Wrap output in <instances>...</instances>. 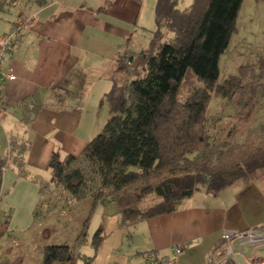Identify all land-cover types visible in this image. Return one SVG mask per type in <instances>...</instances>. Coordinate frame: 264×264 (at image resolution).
<instances>
[{
	"label": "trees",
	"instance_id": "obj_1",
	"mask_svg": "<svg viewBox=\"0 0 264 264\" xmlns=\"http://www.w3.org/2000/svg\"><path fill=\"white\" fill-rule=\"evenodd\" d=\"M243 1L193 0L184 9L179 0L156 1L157 27L148 46L132 62L126 55L118 60L121 77L104 96L110 115L102 132L80 155L52 154V181L41 189L35 220L46 218L43 207L55 198L54 206L61 202L62 209L90 198L93 209L114 202L121 225L132 226L177 211L201 189L218 194L241 176L264 170V123L258 130L251 125L264 107V60L220 80V58ZM16 3L0 0V13ZM189 76L195 84L184 93ZM213 94L226 101L218 119L208 115ZM25 148L16 151L19 165ZM7 160L0 159V199ZM150 195L157 201L141 207ZM103 238L101 225L93 236L96 250ZM78 259L69 245L45 248V264Z\"/></svg>",
	"mask_w": 264,
	"mask_h": 264
},
{
	"label": "crops",
	"instance_id": "obj_2",
	"mask_svg": "<svg viewBox=\"0 0 264 264\" xmlns=\"http://www.w3.org/2000/svg\"><path fill=\"white\" fill-rule=\"evenodd\" d=\"M245 3L250 16H264V0H244L239 15ZM144 16L145 0H17L9 13H0V35L18 17L28 18L6 62L16 78L1 87L7 108L0 114V159L8 157L1 192L8 181L9 191L23 180L41 181L54 152L84 151L97 132V105L121 77L119 58L135 60L145 48L139 45L148 28ZM44 183L51 182L37 187ZM101 204L113 248L102 257L103 243L92 264H146L145 253L168 255L177 244L184 250L178 264H213L223 230L264 226V170L241 176L218 194L201 189L177 211L132 226L121 225L114 202Z\"/></svg>",
	"mask_w": 264,
	"mask_h": 264
},
{
	"label": "rangeland",
	"instance_id": "obj_3",
	"mask_svg": "<svg viewBox=\"0 0 264 264\" xmlns=\"http://www.w3.org/2000/svg\"><path fill=\"white\" fill-rule=\"evenodd\" d=\"M192 2L193 0H179V8L189 7ZM155 5L156 0H145V13L148 16H144V19L148 28L141 30L140 46H148L152 31L157 27ZM250 9L251 5L245 3L237 19V29L231 37L226 52L220 58V80L236 74L243 65L257 68L259 62L264 60V16L257 14L250 16L248 14ZM194 84L195 79L189 76L184 87V93L190 91ZM225 102L224 99L213 94L208 109L210 118L218 119L221 116ZM109 115L110 106L108 102L105 99L99 101L97 105V124L95 125L97 132L91 134L93 137L102 132ZM263 123L264 107L258 112L251 125L258 130ZM43 173L44 176H42L41 181L23 180L18 184L15 191L8 190L11 181H8L7 185L2 188L0 199V252L2 263L45 264V248L49 245L62 244L69 245L76 251L79 257L77 264H84L85 260L90 257L93 258V263L103 243L100 252H102V257H107L113 247L110 246L111 241L108 239L107 227L103 223L102 213L104 209L102 204L93 209V201L87 198L62 209L60 201L58 206H54L55 198L53 203L45 204L43 207L46 218L35 220L34 212L41 198V189L37 186L48 178L49 183L52 181L50 168L48 175L45 171ZM44 185L48 184L44 183ZM155 201H157L155 195H150L141 204V207L145 208ZM107 207L110 211L112 205L107 204ZM88 217L91 218L87 236L79 244L78 237L83 229V222ZM101 225L103 226L104 238L96 250L93 245V236Z\"/></svg>",
	"mask_w": 264,
	"mask_h": 264
},
{
	"label": "built area",
	"instance_id": "obj_4",
	"mask_svg": "<svg viewBox=\"0 0 264 264\" xmlns=\"http://www.w3.org/2000/svg\"><path fill=\"white\" fill-rule=\"evenodd\" d=\"M27 20L28 18L18 17L11 30L0 35V114L7 108L1 87L6 81L16 78L13 69L6 68V62L12 59L14 49L22 39ZM183 254V248L177 244L168 255L150 251L145 253L144 257L146 264H178ZM217 257L213 264H264V226L223 230Z\"/></svg>",
	"mask_w": 264,
	"mask_h": 264
},
{
	"label": "water",
	"instance_id": "obj_5",
	"mask_svg": "<svg viewBox=\"0 0 264 264\" xmlns=\"http://www.w3.org/2000/svg\"><path fill=\"white\" fill-rule=\"evenodd\" d=\"M133 60H134V57H133V56H131V57H130V61L132 62Z\"/></svg>",
	"mask_w": 264,
	"mask_h": 264
}]
</instances>
